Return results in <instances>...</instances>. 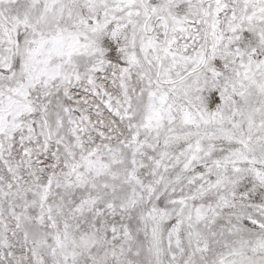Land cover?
<instances>
[{
	"label": "snow or ice",
	"instance_id": "snow-or-ice-1",
	"mask_svg": "<svg viewBox=\"0 0 264 264\" xmlns=\"http://www.w3.org/2000/svg\"><path fill=\"white\" fill-rule=\"evenodd\" d=\"M0 264H264V0H0Z\"/></svg>",
	"mask_w": 264,
	"mask_h": 264
}]
</instances>
